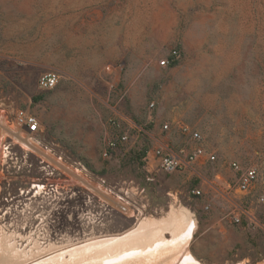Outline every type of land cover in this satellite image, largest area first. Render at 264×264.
<instances>
[{"label":"rangeland","instance_id":"1","mask_svg":"<svg viewBox=\"0 0 264 264\" xmlns=\"http://www.w3.org/2000/svg\"><path fill=\"white\" fill-rule=\"evenodd\" d=\"M47 72L60 81L40 91ZM17 109L41 132L12 126ZM117 112L137 132L105 161ZM158 143L215 159L147 180L139 156ZM232 162L257 170L251 194ZM259 196L264 0H0V264H264ZM182 212L191 237L171 244Z\"/></svg>","mask_w":264,"mask_h":264},{"label":"built area","instance_id":"2","mask_svg":"<svg viewBox=\"0 0 264 264\" xmlns=\"http://www.w3.org/2000/svg\"><path fill=\"white\" fill-rule=\"evenodd\" d=\"M170 54L171 56H176L175 51H172ZM175 58L176 57H166L159 61L158 65L164 68L168 67L170 60L172 61ZM105 70L110 74H119L122 71V67L118 65L107 67ZM59 81L60 76L57 72L44 73L37 79V89L40 91H51L58 85ZM153 107L154 105L151 103L149 109H153ZM107 124L110 133L113 134L112 137L108 136L103 142L100 150V157L105 161L110 160L118 148L124 147L129 143L131 131L134 130L137 132V127L118 112L117 115L108 120ZM11 125L27 136L37 135L41 132L39 119L34 114L30 113L29 110L17 109L14 112ZM168 128V125H163L161 132H167ZM179 131L181 135L186 137L191 143H199L201 141V135L187 125H180ZM138 132H143V130L139 129ZM203 158L210 161H214L215 159L213 155H206L201 146H195L190 149V151L181 150L179 153H174L170 151L168 147L156 145L152 148L144 149L141 152L139 156L140 172L147 180H150V177L155 174H180L189 170L192 171V166ZM230 167L237 174V192L243 195L251 194L258 181L257 170L253 167L243 169L235 162L230 163ZM131 189L135 191L136 188L132 186ZM191 195L194 197L200 196V191L192 190ZM257 203H264V197H257ZM117 209L122 213L127 212L126 207L122 204L117 205ZM232 221L234 223L240 222L239 217L236 215L232 217Z\"/></svg>","mask_w":264,"mask_h":264},{"label":"crops","instance_id":"3","mask_svg":"<svg viewBox=\"0 0 264 264\" xmlns=\"http://www.w3.org/2000/svg\"><path fill=\"white\" fill-rule=\"evenodd\" d=\"M118 58H121V57H100V60L102 59L103 61H111L113 59H118ZM157 145H162V144H159L158 143ZM170 151H172V150H170ZM180 217H184L185 218V219H183V221H181V219H180V222L182 224H184L185 227H184V229L179 234H177V236L174 235V237H173L174 241L171 244H175L176 241H179L180 240L179 238L187 239V238H190L191 237L192 231L190 229H192V228L189 225V219L186 216V213L182 212L181 215H180ZM171 227H172V233H174V232H176L178 230L173 225H171ZM121 240H122V242H126L127 239H124V240L123 239H120L118 241L120 242ZM115 242H117V241H115ZM109 244L110 243H108V245H106V246H109ZM147 252H148V250L147 251L144 250L143 252H139V253L137 251V253H135V254H140L142 256V255H144ZM125 254H127V253H125ZM185 258H189L190 259L191 257L184 256V257H182V260L185 259Z\"/></svg>","mask_w":264,"mask_h":264},{"label":"bare ground","instance_id":"4","mask_svg":"<svg viewBox=\"0 0 264 264\" xmlns=\"http://www.w3.org/2000/svg\"><path fill=\"white\" fill-rule=\"evenodd\" d=\"M1 264H3V263H1Z\"/></svg>","mask_w":264,"mask_h":264}]
</instances>
